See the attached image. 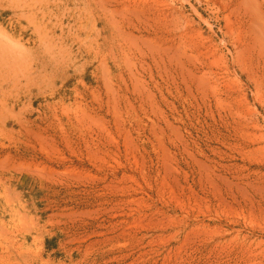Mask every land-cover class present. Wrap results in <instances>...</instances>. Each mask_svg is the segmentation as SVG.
<instances>
[{"label":"rangeland","instance_id":"1","mask_svg":"<svg viewBox=\"0 0 264 264\" xmlns=\"http://www.w3.org/2000/svg\"><path fill=\"white\" fill-rule=\"evenodd\" d=\"M0 264H264V0H0Z\"/></svg>","mask_w":264,"mask_h":264},{"label":"bare ground","instance_id":"2","mask_svg":"<svg viewBox=\"0 0 264 264\" xmlns=\"http://www.w3.org/2000/svg\"><path fill=\"white\" fill-rule=\"evenodd\" d=\"M246 5H248V4H246ZM249 6H250V5H248V7H249ZM250 8H251V7H250ZM256 24H257V22H256ZM258 24H259V23H258ZM258 24H257V25H258ZM253 25H254V24H253ZM252 28H253V27H252ZM253 29H254V28H253ZM257 32H258V30H257ZM254 33H255V32H254ZM254 33H253V34H254ZM255 34H256V33H255ZM255 37H257V36H255ZM255 40H256V39H255ZM256 41H257V40H256ZM252 42H253V41H252Z\"/></svg>","mask_w":264,"mask_h":264}]
</instances>
